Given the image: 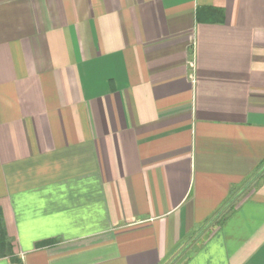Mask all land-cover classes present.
<instances>
[{
	"label": "crops",
	"instance_id": "obj_1",
	"mask_svg": "<svg viewBox=\"0 0 264 264\" xmlns=\"http://www.w3.org/2000/svg\"><path fill=\"white\" fill-rule=\"evenodd\" d=\"M0 264H264V0H0Z\"/></svg>",
	"mask_w": 264,
	"mask_h": 264
},
{
	"label": "trees",
	"instance_id": "obj_2",
	"mask_svg": "<svg viewBox=\"0 0 264 264\" xmlns=\"http://www.w3.org/2000/svg\"><path fill=\"white\" fill-rule=\"evenodd\" d=\"M13 255V245L9 242L6 234L5 223L0 212V258Z\"/></svg>",
	"mask_w": 264,
	"mask_h": 264
}]
</instances>
